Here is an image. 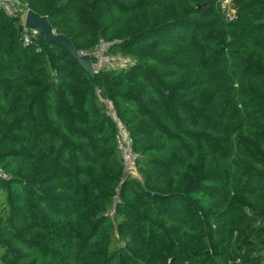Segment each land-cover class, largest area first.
<instances>
[{
	"label": "trees",
	"instance_id": "16d2710c",
	"mask_svg": "<svg viewBox=\"0 0 264 264\" xmlns=\"http://www.w3.org/2000/svg\"><path fill=\"white\" fill-rule=\"evenodd\" d=\"M19 1L0 11V264H264V0L233 18L222 0ZM27 11L132 64L92 78L24 43Z\"/></svg>",
	"mask_w": 264,
	"mask_h": 264
},
{
	"label": "built area",
	"instance_id": "2783aa9c",
	"mask_svg": "<svg viewBox=\"0 0 264 264\" xmlns=\"http://www.w3.org/2000/svg\"><path fill=\"white\" fill-rule=\"evenodd\" d=\"M223 2V0H222ZM229 2V1H227ZM232 0L228 4H231ZM227 5V4H226ZM224 5V6H226ZM21 3L19 0H0V11L4 12L8 16H16L20 12ZM28 12V11H27ZM27 12L24 13V21ZM234 13V12H232ZM23 21V29H24V43L30 44L34 39L38 38V32L34 30H29L24 27ZM110 44L104 41H101L95 48L92 53H79L80 56H90L92 58V68L96 72H100L105 69H113V68H124L132 64L130 59H123L116 57L114 55H110L107 50ZM106 106V114L110 117L117 126L116 132V142L119 151L121 152L124 158V170L126 172H134V164L137 159V154L133 150V139L130 136L128 130L124 127V125L119 121L114 104L110 99L103 100ZM0 177L6 178V175L3 171L0 170Z\"/></svg>",
	"mask_w": 264,
	"mask_h": 264
},
{
	"label": "water",
	"instance_id": "95a60500",
	"mask_svg": "<svg viewBox=\"0 0 264 264\" xmlns=\"http://www.w3.org/2000/svg\"><path fill=\"white\" fill-rule=\"evenodd\" d=\"M24 27L38 32L37 39L41 43L45 39L50 42L61 43L72 59L78 63L79 66L92 78L99 73L94 71L92 68V58L90 56H80L71 41L66 36L55 34L49 20L46 17H41L33 11H28L25 17Z\"/></svg>",
	"mask_w": 264,
	"mask_h": 264
},
{
	"label": "rangeland",
	"instance_id": "374dc122",
	"mask_svg": "<svg viewBox=\"0 0 264 264\" xmlns=\"http://www.w3.org/2000/svg\"><path fill=\"white\" fill-rule=\"evenodd\" d=\"M221 1V0H220ZM227 1H229L230 2V0H223V2H222V4L223 5H226V8H224V11H223V13L225 14V15H230V14H232V16H231V18H233V16L235 15L234 13H232V5L231 4H228L229 2H227ZM230 12V13H229ZM135 172V171H134ZM134 174H136V172L134 173Z\"/></svg>",
	"mask_w": 264,
	"mask_h": 264
}]
</instances>
